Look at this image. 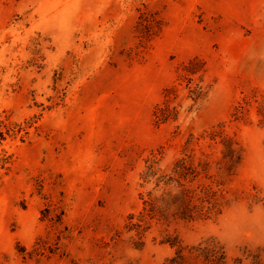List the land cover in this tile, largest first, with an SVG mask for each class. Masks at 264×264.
<instances>
[{
  "label": "rangeland",
  "instance_id": "rangeland-1",
  "mask_svg": "<svg viewBox=\"0 0 264 264\" xmlns=\"http://www.w3.org/2000/svg\"><path fill=\"white\" fill-rule=\"evenodd\" d=\"M172 87L178 119L158 123ZM220 125L242 151L216 176L220 212L154 224L138 248L125 225L148 166L169 172ZM167 233L264 264V0H0V264H164Z\"/></svg>",
  "mask_w": 264,
  "mask_h": 264
},
{
  "label": "trees",
  "instance_id": "trees-1",
  "mask_svg": "<svg viewBox=\"0 0 264 264\" xmlns=\"http://www.w3.org/2000/svg\"><path fill=\"white\" fill-rule=\"evenodd\" d=\"M200 60L194 58L183 65V76L188 82L201 69L196 67ZM190 84V83H189ZM191 97L199 99L203 96L201 88L189 86ZM176 87L165 90L162 104L156 106L155 117L158 123L176 121L179 109L173 105L176 97ZM247 104H240L233 114L234 120L241 119L247 111ZM223 125L205 132L200 137L190 135L182 150V156L174 162L169 172H159L154 169V164L142 178L145 183H154L152 190L144 195L143 208L138 214H130L125 225L127 233L138 236L137 247L144 246L147 233L153 225L169 227L175 221L191 223L201 219H208L220 212V196L222 183L216 177L219 173L231 174L242 161V151L233 136L224 134ZM204 140L207 147L220 145V155L206 151L201 156L196 155L194 145ZM216 157L215 165L210 158ZM217 168V174L213 173ZM156 241V239H154ZM174 249V255L167 258L164 264H241L240 259H231L225 247L213 238L193 245H184L178 235L167 233L160 241Z\"/></svg>",
  "mask_w": 264,
  "mask_h": 264
}]
</instances>
